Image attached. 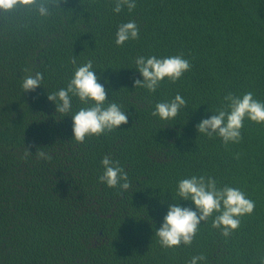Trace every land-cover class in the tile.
I'll return each mask as SVG.
<instances>
[{
    "label": "trees",
    "instance_id": "1",
    "mask_svg": "<svg viewBox=\"0 0 264 264\" xmlns=\"http://www.w3.org/2000/svg\"><path fill=\"white\" fill-rule=\"evenodd\" d=\"M136 4L117 14L114 0H67L48 18L0 11V264H189L200 254L199 264H264V124L246 119L242 141L228 145L197 130L230 92L264 102V0ZM131 20L140 38L117 46L119 25ZM181 54L192 65L181 80L155 93L135 88L136 57ZM88 60L129 122L81 144L71 115L88 105L73 96L65 116L47 96ZM37 72L42 86L24 92L23 77ZM177 94L187 107L175 119L152 116ZM38 149L53 159H38ZM105 156L128 173V190L100 183ZM193 175L239 188L254 212L229 237L209 219L191 246L164 248L156 231L169 206L195 208L177 195Z\"/></svg>",
    "mask_w": 264,
    "mask_h": 264
},
{
    "label": "clouds",
    "instance_id": "2",
    "mask_svg": "<svg viewBox=\"0 0 264 264\" xmlns=\"http://www.w3.org/2000/svg\"><path fill=\"white\" fill-rule=\"evenodd\" d=\"M67 0H0V11L10 13L15 10L28 9L40 18L51 17L56 9ZM113 11L117 14L127 7L129 12L136 9V0H114ZM140 38V29L136 21L131 20L119 25L116 32L117 46H123L130 40ZM71 63L76 65L74 56ZM137 71L142 75L143 82L134 80L135 88H146L150 93H155L161 83L168 79L172 83L181 80L183 75L191 70V63L183 55L157 58L156 56L135 58ZM27 72L28 69H25ZM44 77L40 72L35 75L23 77L22 88L24 92L35 91L42 86ZM93 61L76 67L73 78L67 88L48 94L49 101L54 102L57 113L69 114L72 109V97H78L86 107L80 108L71 115L75 141L84 143L87 137L104 135L106 132L117 130L121 125H127L129 116L121 106L109 102L105 87L98 82ZM91 102V103H90ZM107 105V106H105ZM187 107L186 100L177 94L171 101L159 102L155 105L152 116L168 121L175 119L182 108ZM257 124H264V102L254 98L251 91L242 95L228 93L224 97V104L218 108L210 118L203 119L197 130L209 138L219 136L225 145L238 144L242 141V129L245 120ZM31 154L27 149L25 155ZM32 155V154H31ZM38 159L51 161L52 155L38 149L35 155ZM104 168L99 177L100 183L108 188H120L124 191L131 187L128 173L110 156H105L101 161ZM177 195L184 201H191L195 208L182 207L178 203L169 206L162 226L156 231V237L162 247L174 249L182 244L191 246L201 223L212 220V228L220 230L224 237L231 236L241 225V218L251 215L255 209V202L249 199L245 192L231 186H218L217 181L208 176L193 175L178 183ZM203 254L193 256L189 264H199L205 261ZM264 261V257H261Z\"/></svg>",
    "mask_w": 264,
    "mask_h": 264
}]
</instances>
